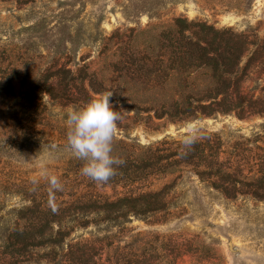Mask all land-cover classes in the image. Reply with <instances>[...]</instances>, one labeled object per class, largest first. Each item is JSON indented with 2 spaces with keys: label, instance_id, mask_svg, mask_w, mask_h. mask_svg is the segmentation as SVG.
<instances>
[{
  "label": "rangeland",
  "instance_id": "obj_1",
  "mask_svg": "<svg viewBox=\"0 0 264 264\" xmlns=\"http://www.w3.org/2000/svg\"><path fill=\"white\" fill-rule=\"evenodd\" d=\"M232 49L242 106L222 112L207 63ZM108 93L124 162L101 184L67 149L64 112ZM215 157L230 176L202 178ZM263 175L264 0H0V258L48 224L60 250L92 241L128 264H264Z\"/></svg>",
  "mask_w": 264,
  "mask_h": 264
},
{
  "label": "trees",
  "instance_id": "obj_2",
  "mask_svg": "<svg viewBox=\"0 0 264 264\" xmlns=\"http://www.w3.org/2000/svg\"><path fill=\"white\" fill-rule=\"evenodd\" d=\"M228 55H223L220 53H216L220 58L223 60L226 59L228 61H222V63L217 62V58L213 56V58H209L207 67L215 72V82L218 86L216 89L217 93L222 97L218 99L217 97L212 98V105L217 106L219 110L222 112H229L236 110L237 108H241L240 102H238V96H233V92H229L232 86L238 85V76L236 72L241 63V50L238 49L236 52L232 50L225 51ZM206 54V53H205ZM238 90V89H237ZM234 91V90H232ZM250 108H252V103H249ZM206 150H211L212 145H204ZM213 147V146H212ZM220 149L215 152L216 156L219 158L220 156ZM216 158V161L208 162L204 169H202L201 177L206 174L212 175L211 177H215L216 179H225V174L229 175L228 173H224L222 170V166ZM264 178V175L262 179ZM214 179H210V184L216 188H220L217 183L213 182ZM253 184V183H249ZM261 189H254L251 192L255 196H261ZM126 203L120 202L118 205L124 206ZM47 229H42L40 231V238L41 241H33L30 242L28 239V233L25 232L24 229H17L7 239V247L8 251H4L2 253L3 256H7L4 258H0L1 262H7L8 259L17 260L20 259L23 262L26 260L32 259V249L33 247H43V248H50L49 251H45V253L41 256V259L46 261L47 263H56V264H128V261L124 258H116L111 257L108 253H103L102 250L94 251V242L92 241H85V242H76L70 244L68 249L63 251L60 250L62 243H64L67 234L66 231H57L56 233L52 232V228L48 227ZM56 235V236H55ZM59 249V251H57ZM40 257V256H39Z\"/></svg>",
  "mask_w": 264,
  "mask_h": 264
},
{
  "label": "clouds",
  "instance_id": "obj_3",
  "mask_svg": "<svg viewBox=\"0 0 264 264\" xmlns=\"http://www.w3.org/2000/svg\"><path fill=\"white\" fill-rule=\"evenodd\" d=\"M112 93L98 96L78 108L68 107L66 118V147L83 162L80 174L97 183H106L115 174L123 160L113 155V140L120 115L110 103ZM196 137L192 134L182 138L185 149L190 148ZM50 191L62 190V183L55 175L44 172Z\"/></svg>",
  "mask_w": 264,
  "mask_h": 264
}]
</instances>
